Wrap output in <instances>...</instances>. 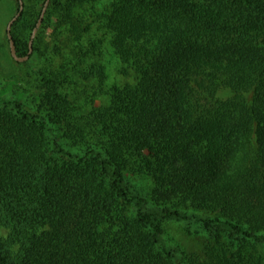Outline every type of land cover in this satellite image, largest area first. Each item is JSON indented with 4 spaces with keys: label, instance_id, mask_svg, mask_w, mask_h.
Masks as SVG:
<instances>
[{
    "label": "trees",
    "instance_id": "16d2710c",
    "mask_svg": "<svg viewBox=\"0 0 264 264\" xmlns=\"http://www.w3.org/2000/svg\"><path fill=\"white\" fill-rule=\"evenodd\" d=\"M102 1L49 0L72 70L35 107L0 94V264H264V0ZM94 24L130 82L106 87Z\"/></svg>",
    "mask_w": 264,
    "mask_h": 264
},
{
    "label": "rangeland",
    "instance_id": "374dc122",
    "mask_svg": "<svg viewBox=\"0 0 264 264\" xmlns=\"http://www.w3.org/2000/svg\"><path fill=\"white\" fill-rule=\"evenodd\" d=\"M104 2L105 0L100 6H95L97 12L100 11ZM22 3L23 18L13 29V35L18 40L27 42L31 34L29 23L39 12L41 0H22ZM17 10L18 0H0V94L5 99H20L25 106L35 107L40 101L49 74L64 70L70 72L72 66L68 64L76 61V53L70 51L74 50L73 43L66 41L70 26L65 24L56 27L54 26L56 20H53L40 24L33 38L35 49L32 50L28 59L23 62L14 61L9 53L5 28ZM95 27L94 24L92 29L95 31L94 38L103 40L99 49L101 56L98 59H101L100 63L104 65L107 73L106 87L130 82V77H123L117 71L118 64L111 56L107 42L108 35L101 30H95ZM94 58H89L86 63L95 60ZM83 67L84 65L81 68ZM83 83L78 84V89L83 88ZM132 183L143 192L145 191L146 181L143 177L133 178ZM164 239L167 243L179 246L187 252H200L201 232L196 224L168 221L164 225Z\"/></svg>",
    "mask_w": 264,
    "mask_h": 264
},
{
    "label": "water",
    "instance_id": "95a60500",
    "mask_svg": "<svg viewBox=\"0 0 264 264\" xmlns=\"http://www.w3.org/2000/svg\"><path fill=\"white\" fill-rule=\"evenodd\" d=\"M48 3H49V0H45V2L43 4V7L41 9L40 15L38 17V20H37L34 28L32 29V32H31L29 40H28V52H27V54L25 56L18 57L16 55L15 45H14V42H13V39H12V36H11V27H12L13 23L16 21V19L20 16V13H21V11L23 9L22 0H18V10L15 13V15L7 22V25H6V28H5V34H6V38H7V41H8V47H9V53H10V56L12 57V59L14 61L23 62V61L27 60L29 55L31 54L33 38H34V36H35V34L37 32V29L39 28V26H40V24L42 22V19L44 17V13L46 11Z\"/></svg>",
    "mask_w": 264,
    "mask_h": 264
},
{
    "label": "flooded vegetation",
    "instance_id": "af4514ba",
    "mask_svg": "<svg viewBox=\"0 0 264 264\" xmlns=\"http://www.w3.org/2000/svg\"><path fill=\"white\" fill-rule=\"evenodd\" d=\"M32 44H33V42H32Z\"/></svg>",
    "mask_w": 264,
    "mask_h": 264
}]
</instances>
